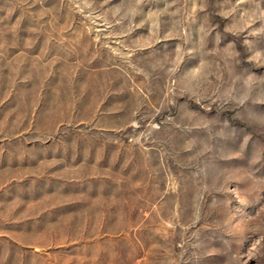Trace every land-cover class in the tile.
Wrapping results in <instances>:
<instances>
[{
	"label": "rangeland",
	"instance_id": "rangeland-1",
	"mask_svg": "<svg viewBox=\"0 0 264 264\" xmlns=\"http://www.w3.org/2000/svg\"><path fill=\"white\" fill-rule=\"evenodd\" d=\"M0 264H264V0H0Z\"/></svg>",
	"mask_w": 264,
	"mask_h": 264
}]
</instances>
